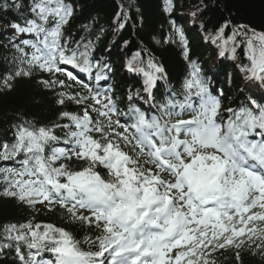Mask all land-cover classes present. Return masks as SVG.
Segmentation results:
<instances>
[{"label":"snow or ice","instance_id":"obj_1","mask_svg":"<svg viewBox=\"0 0 264 264\" xmlns=\"http://www.w3.org/2000/svg\"><path fill=\"white\" fill-rule=\"evenodd\" d=\"M168 3L165 11L171 10V0ZM24 7L25 0L0 5L3 10ZM27 12L31 16H23V24L7 23L14 34L36 37V42L23 41L33 49L30 56L17 47L23 54L21 64L28 68L0 77V93L10 92L17 77H31L33 68L79 83L61 67H92L87 51H70L63 40L73 7L66 0H30ZM227 27L228 22L215 39ZM239 28L246 29L245 36L251 33L249 63L241 70L247 80L264 86V32L247 25ZM237 34L234 31L224 44ZM180 40L187 59L183 33ZM148 67L152 71H139L151 96L164 69L151 60ZM192 68L183 99L159 106V115L149 117L130 107L133 123L113 120L118 114L114 100L104 96L102 101L99 91L83 84L88 95L56 92L59 105L66 100L84 105L80 114L61 110L50 125H17L14 142L0 144V159L23 156L22 167L4 170L7 187L0 195L31 208L43 205L48 211L58 205L69 223L94 226L99 234L81 240L51 223L11 224L4 229L6 242L0 244V252L15 246L22 264H218L216 252L233 253L237 264H243L244 252L264 259V105L250 100L228 107L225 119L219 96L200 78V69L194 64ZM38 83L50 91L68 87L64 80ZM89 99L94 105L86 103ZM90 109L102 119L94 118ZM56 128L68 130L63 141L68 147L46 153L60 139ZM74 162L78 166L72 167ZM44 252L53 259H38Z\"/></svg>","mask_w":264,"mask_h":264},{"label":"trees","instance_id":"obj_2","mask_svg":"<svg viewBox=\"0 0 264 264\" xmlns=\"http://www.w3.org/2000/svg\"><path fill=\"white\" fill-rule=\"evenodd\" d=\"M4 3H11V0H0V5ZM28 3L30 0H25V7L20 11L0 9V77L11 75L19 68H28L26 63L21 64L23 54L17 47L28 53L27 49L22 45L10 44L5 32V29H11L8 21L15 20L23 24V16H31L27 12ZM66 3L73 7L74 14L63 28V40L67 42L70 51H87L89 62L107 61L112 65V81L115 85L120 82L119 87H116V98L124 109L139 105L138 101L144 100L140 82L131 74L133 71L129 70L130 67L137 70L149 69V60L163 67L166 80H160L153 92L154 99L161 101L168 99L173 91L179 90L178 86L187 75L185 71L188 59L194 58L213 65L221 73L219 77L224 80V109L243 104V101L235 100L241 81L237 73L248 64V59L244 56L247 42L242 38L245 37V29L239 26L247 25L250 29L264 31V0H171L170 11H165L169 7L168 0H66ZM226 22L240 33V39L235 37L231 40L235 57L232 62L219 60L214 49L218 40L232 37L228 25L223 36L215 39L219 28ZM123 24L125 25L119 31L118 28ZM177 29L183 31L187 42V60L183 59ZM136 53L140 55L136 57ZM241 72L245 76L246 73ZM229 78L231 81L228 85ZM42 79L57 80L51 74L33 68L31 77H17L12 81L13 88L10 92L0 93V144H12L16 126L25 121L50 125L57 120L61 110L77 114L82 112L84 105H78L74 101L66 100L64 105L56 103V92L86 95L82 90L72 89L65 82L68 87L61 89L56 86L55 91H50L38 83ZM129 96L132 97L131 100ZM58 122L69 123L65 120ZM55 134L62 141L66 137V130L56 128ZM46 153H49V148ZM17 159L21 161L23 156H18ZM4 170L1 163L0 193L7 187L4 179L7 174L3 173ZM29 221L33 224L51 223L64 227L81 240L85 236L95 239L99 234L94 226L69 223L66 211L58 205L52 211L39 212L36 207L31 208L11 197L0 195V244L6 242L3 239L6 226ZM9 243L14 245V242ZM21 249L27 256L28 249L23 244ZM213 255L218 264H237L231 252H216ZM43 258L50 259V253L44 252L38 257ZM0 264H22L16 255L15 246L0 252ZM243 264H264V259L244 252Z\"/></svg>","mask_w":264,"mask_h":264},{"label":"bare ground","instance_id":"obj_3","mask_svg":"<svg viewBox=\"0 0 264 264\" xmlns=\"http://www.w3.org/2000/svg\"><path fill=\"white\" fill-rule=\"evenodd\" d=\"M262 32H264V31H262ZM215 75H221V73H219V72H213ZM44 259V258H43Z\"/></svg>","mask_w":264,"mask_h":264}]
</instances>
